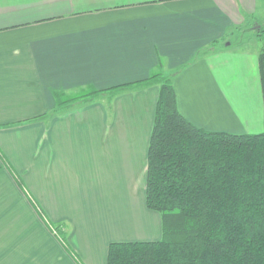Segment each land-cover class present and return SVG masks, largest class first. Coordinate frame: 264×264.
<instances>
[{
  "label": "crops",
  "instance_id": "crops-1",
  "mask_svg": "<svg viewBox=\"0 0 264 264\" xmlns=\"http://www.w3.org/2000/svg\"><path fill=\"white\" fill-rule=\"evenodd\" d=\"M259 11L264 0H0V264H107L113 243L161 240L146 204L160 84L145 81L175 72L199 128L263 133L259 53L222 45ZM84 89L100 92L60 109L59 93Z\"/></svg>",
  "mask_w": 264,
  "mask_h": 264
},
{
  "label": "trees",
  "instance_id": "trees-1",
  "mask_svg": "<svg viewBox=\"0 0 264 264\" xmlns=\"http://www.w3.org/2000/svg\"><path fill=\"white\" fill-rule=\"evenodd\" d=\"M258 59L264 102V49ZM145 82L160 84L146 204L161 215L163 237L113 243L107 264H264V132L199 128L179 110L171 75L160 69ZM98 93H59L58 106Z\"/></svg>",
  "mask_w": 264,
  "mask_h": 264
},
{
  "label": "rangeland",
  "instance_id": "rangeland-1",
  "mask_svg": "<svg viewBox=\"0 0 264 264\" xmlns=\"http://www.w3.org/2000/svg\"><path fill=\"white\" fill-rule=\"evenodd\" d=\"M256 16H257L256 18H249V19L247 18L245 24L240 25L239 27H235V29H233L227 35L225 42L222 43L223 47L229 49L231 48L233 50H239V49L253 50L256 51L257 53H260L264 49V33H262L261 35L259 33L261 27L264 28V13L262 11H259V13H257ZM160 69L163 71V74L167 75L164 72V68L161 67ZM87 93H90V90L84 89L73 92L69 94L67 97H75L80 94L85 95Z\"/></svg>",
  "mask_w": 264,
  "mask_h": 264
}]
</instances>
